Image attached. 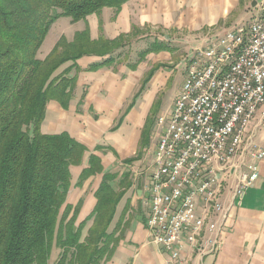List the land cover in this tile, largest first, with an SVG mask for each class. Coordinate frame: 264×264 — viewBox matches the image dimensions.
Wrapping results in <instances>:
<instances>
[{"label":"trees","instance_id":"trees-1","mask_svg":"<svg viewBox=\"0 0 264 264\" xmlns=\"http://www.w3.org/2000/svg\"><path fill=\"white\" fill-rule=\"evenodd\" d=\"M126 2L0 0V264H104L119 245L130 203L117 226L112 231L110 227L133 185L131 173H105L101 159L91 154L77 186L93 176L103 178L93 211L79 221L84 199L68 203L71 169L83 165L88 149L68 133L43 134L42 125L51 101L68 108L83 72L78 61L90 56L103 59L85 70L89 72L115 64L122 56L117 51L129 46L137 28L115 40H92L87 28L72 41L62 36L44 59L39 53L59 19L78 23L105 8L118 11ZM163 51L173 50L155 41L130 67L135 70L149 54ZM159 68L151 70L135 100Z\"/></svg>","mask_w":264,"mask_h":264},{"label":"crops","instance_id":"crops-1","mask_svg":"<svg viewBox=\"0 0 264 264\" xmlns=\"http://www.w3.org/2000/svg\"><path fill=\"white\" fill-rule=\"evenodd\" d=\"M260 2L261 0H127L118 11L105 8L78 23H72L70 19L67 21L69 34L60 33L59 39L64 36L72 41L77 32L87 28L92 40L100 37L115 40L122 35H131L134 28H137L139 35L145 32L146 28L167 32H211L218 30L219 25L238 24L239 27L242 26L241 23H251L260 15ZM61 20L63 18L52 28L59 26ZM222 26L220 27L223 28ZM232 30L227 28L225 33ZM138 35L134 36V39H138ZM155 41L162 42L159 39L153 42ZM121 50H118L117 54H120ZM42 56L40 51L39 58L46 57ZM148 56L167 60L172 54L163 51ZM101 61L102 58L95 56L84 57L78 61L83 72L78 75L69 106L63 108L58 102L51 101L47 107L42 133H68L88 149L83 165L71 169L72 187L68 203L76 205L80 199H84L79 221L84 220L93 211L97 202L94 194L103 178V174L93 176L81 188L77 186L81 172L88 167L91 154L101 159L105 173H118L120 176L131 173L133 185L118 206L110 227L112 231L117 226L126 204L130 203L126 221L121 226L122 238L110 261L104 264H173L168 255L160 253L152 244L146 226L148 212L142 213L146 206L150 176L142 178L135 172L146 153L139 156L142 131L149 107L152 105L148 90L152 85L157 87L164 83V76L157 73L168 68L165 64H155L150 69H145L144 61L134 70L130 67L133 64L130 63V58L124 62L120 57L115 64L95 72L85 71ZM156 66L164 67H160L149 78L144 92L135 100L151 70ZM255 142L264 150V123L256 130ZM131 160L134 161L128 164ZM259 170V179L253 187L245 191L242 200H234L236 173L224 184L225 202L231 205L234 201V204L230 207L229 226L221 234L220 252L217 255L203 256L196 250L186 248L182 254L184 264H264V161Z\"/></svg>","mask_w":264,"mask_h":264},{"label":"built area","instance_id":"built-area-1","mask_svg":"<svg viewBox=\"0 0 264 264\" xmlns=\"http://www.w3.org/2000/svg\"><path fill=\"white\" fill-rule=\"evenodd\" d=\"M248 27L221 36L199 53L160 129L148 184L151 242L173 264L186 248L217 255L231 219L224 184L237 174L234 200L259 179L264 150V0ZM236 171V172H235Z\"/></svg>","mask_w":264,"mask_h":264},{"label":"rangeland","instance_id":"rangeland-1","mask_svg":"<svg viewBox=\"0 0 264 264\" xmlns=\"http://www.w3.org/2000/svg\"><path fill=\"white\" fill-rule=\"evenodd\" d=\"M67 21H70V19L63 18L59 26L56 25L52 28L44 42L43 47L41 48V54L43 56H47V52H50L49 50L53 49L60 37V33L67 32V34H69L68 32L70 31V27ZM250 24V21H246L240 25L248 27ZM220 26L222 25L218 26V30H212L211 32L209 30L197 32L178 30L176 32H167L158 29L146 28L145 32L138 35V39H134L135 35L130 37L132 39L128 44L129 46L121 50V59L124 60V62L128 61L125 59L127 58L126 54L128 53L130 55V63H135L138 59V51L149 47L150 43H153L155 39H159L163 43H166V45L173 50L172 52H169L172 56L167 60H163L159 57L148 56L144 63L145 69H150L155 64H165L168 70L162 71L163 69H161L158 71L157 74H162L164 76V83L157 87L156 85L155 87L152 85L148 90L150 93V105H152L149 107V112L139 144V154H144V152H146L142 158V163L135 168V172L139 174V177L145 178L146 176H150L154 161V149H156L155 147L158 143L160 132V129L157 126V119L162 115H167L171 111L176 96L182 89L186 80L190 67L198 60L199 53L204 51L209 46L210 41L216 42L220 36L225 33L227 28L232 30L236 28L238 24H226L222 26L223 28ZM120 62L122 61L120 60ZM170 62L171 64H168ZM63 69L64 68H61L59 72ZM244 161V159L240 160L236 164L237 174L240 170H243ZM143 209L142 213L146 214V212H148V208L144 206ZM57 254L58 252L55 253L53 260L57 259Z\"/></svg>","mask_w":264,"mask_h":264}]
</instances>
